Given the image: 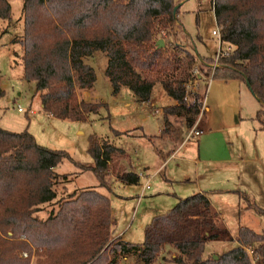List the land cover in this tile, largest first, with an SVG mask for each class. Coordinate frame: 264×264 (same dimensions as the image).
<instances>
[{
	"label": "trees",
	"instance_id": "1",
	"mask_svg": "<svg viewBox=\"0 0 264 264\" xmlns=\"http://www.w3.org/2000/svg\"><path fill=\"white\" fill-rule=\"evenodd\" d=\"M10 1L0 0V20H10ZM20 1L23 79L35 84V94L41 93L45 115L85 122L98 113L100 104L77 96V90L93 89L96 75L85 59L96 52L107 57L104 74L114 96L126 87L137 102L147 103L153 87L160 85L170 99L185 105L186 85L194 80L192 70L200 57L176 43L158 47L159 40L177 35L175 27L184 33L175 18L182 0ZM212 3L221 41L232 48L218 61L212 79L244 83L262 106L253 121L264 131V0ZM202 61L201 70L209 75L206 66L213 61ZM4 96L0 75V99ZM194 97L193 106L200 107L203 101ZM88 153L92 165L75 164L92 171L105 187L108 167L125 153L107 141L96 140L90 142ZM67 158L65 152L41 147L26 131L13 133L0 128V264H29L32 251L35 264H119L126 258H133L134 264H156L165 246L178 253L173 264H253L249 250L264 263V233L245 227L236 234V248L217 259L203 258L206 242L219 238L221 230L208 219L210 204L202 194L179 199L170 213L153 219L146 226L142 244L111 239L110 200L94 189L58 200L57 211L40 219L37 213L41 206L55 201L56 187L69 182L68 176L54 172ZM116 179L124 185L139 183L134 172L118 174ZM198 208V218L178 233L185 211ZM24 253L27 258H20Z\"/></svg>",
	"mask_w": 264,
	"mask_h": 264
},
{
	"label": "rangeland",
	"instance_id": "2",
	"mask_svg": "<svg viewBox=\"0 0 264 264\" xmlns=\"http://www.w3.org/2000/svg\"><path fill=\"white\" fill-rule=\"evenodd\" d=\"M9 3L10 20H0V75L1 88L5 92L0 99V128L13 133L26 131L41 147L65 152L69 157L55 168L58 174L68 176L69 182L56 187L55 201L41 206L37 213L40 219L45 220L57 211L58 200L76 191L94 189L110 200L115 222L111 239L120 236L126 243L142 244L146 226L153 219L170 213L179 199L202 194L210 204L208 219L214 220L221 230L219 238L206 242L204 259L236 248L235 237L240 227L264 233V131L253 121L262 106L244 83L217 85L218 80L211 78L214 71L206 66L210 71L206 75L200 67L204 59L214 61L218 48L212 36L213 31H220L212 0H182L175 18L184 33L175 27L177 35L163 41V47L169 48V44L176 43L200 57L196 67L201 70L202 78L186 85L185 105L175 103L160 85L153 87L148 103L137 102L126 87L114 96L104 74L107 57L96 52L85 59L96 75L86 100L101 107L85 122L62 121L41 112V93L35 94V84L23 79L19 43L23 35L22 1ZM178 55L183 56L181 52ZM82 92L77 90L79 100H82ZM195 95L197 102L203 101L200 107L193 106ZM18 108L23 111L19 112ZM206 108H210L209 113ZM163 114L168 117L164 119ZM201 118L205 126L212 129L208 139L200 138L208 140L202 143V150L198 146L199 137L192 134L200 131L197 125ZM165 121L168 124L164 126ZM161 127L167 132L160 134ZM93 140L107 141L125 153L124 158L115 159L108 167L105 187L100 186L92 171L75 164L92 165L88 149ZM181 143L184 147L180 152L168 159ZM214 144L217 150L211 149ZM215 158L221 161H212ZM124 172L136 173L139 183L124 185L118 181L116 176ZM147 178H150V189L143 191ZM200 210H186L177 232L182 233L190 221L197 219ZM184 218L186 221L181 226ZM186 222L188 225L184 227ZM251 251L248 253L253 264H261L260 257ZM23 255L27 254L19 257L27 258ZM175 256H178L176 250L165 246L156 264H173ZM35 261L32 251L29 264ZM119 264H134V260L121 259ZM182 264L189 263L183 261Z\"/></svg>",
	"mask_w": 264,
	"mask_h": 264
},
{
	"label": "crops",
	"instance_id": "3",
	"mask_svg": "<svg viewBox=\"0 0 264 264\" xmlns=\"http://www.w3.org/2000/svg\"><path fill=\"white\" fill-rule=\"evenodd\" d=\"M207 58H211V57H207ZM236 81H221V80H218L217 82H216V84L217 85H221V84H223V83H225V84H229V83H235ZM88 92L87 91H83L82 92V100L83 101H85V102H88L87 100H86V98H87V94ZM205 94H206V92H205ZM205 94H204V97H205ZM205 99H204V103H203V106H205ZM148 103V102H147ZM41 107V106H40ZM206 111L209 113L210 112V108H206ZM33 113H35V112H33ZM163 117H164V119L166 118L165 116H164V114L162 115ZM47 117H49V118H53V117H50V116H47ZM203 118H204V116H202ZM203 118H201V121H199V123H198V125H197V127H198V130H200L199 132H200V135H198V136H193V137H199V139H198V146L200 147V150H202V143L204 144V141H206V143H207V141L208 140H206L205 138H207V137H209L210 136V133H211V130L212 129H210L209 127H208V125H206L205 126V121L203 122ZM166 123H164V126L165 125H167L168 123H167V121H165ZM205 126V127H204ZM204 127V128H203ZM199 128H202V130L201 129H199ZM167 132V129L165 128V130H163V127H161L160 128V134H164V133H166ZM169 132V131H168ZM202 137H205V138H203V139H205V140H203V139H200V138H202ZM208 139V138H207ZM184 143V142H183ZM183 143H181L171 154H170V156L168 157V159L169 158H172L173 156H176V154L178 153V152H180V150H181V148L182 147H184V144ZM217 146H215V144L214 145H211V149L212 150H217ZM199 156H200V158L202 157V155L201 154H199ZM225 160V159H224ZM212 161H221L220 159H218V158H215V159H212ZM196 162H199V161H196ZM164 163H166V161L164 162ZM54 172L56 173V174H58L57 172H56V169H54ZM58 175H61V174H58ZM139 180H140V178H139ZM149 181H150V178H147V183L149 184ZM146 183V184H147ZM149 186H150V184H149ZM149 189H150V187H149ZM148 189V190H149ZM143 191H146V190H143ZM214 215H216L215 213H214ZM186 217V216H185ZM190 217H193V215L192 214H190ZM194 218V217H193ZM185 219V218H184ZM113 220V219H112ZM189 221V220H188ZM115 224V222L113 221V225ZM113 225H112V227H113ZM188 225V222H186V224L184 225V227H186ZM111 227V228H112ZM111 233H112V229H111ZM112 239L113 240H117L118 242H124V243H126L124 240H123V238L122 237H120V236H115V237H112Z\"/></svg>",
	"mask_w": 264,
	"mask_h": 264
},
{
	"label": "built area",
	"instance_id": "4",
	"mask_svg": "<svg viewBox=\"0 0 264 264\" xmlns=\"http://www.w3.org/2000/svg\"><path fill=\"white\" fill-rule=\"evenodd\" d=\"M212 36H214L218 42V48H217V52L216 55L214 57V61L211 65H209V67L212 69V71H214L216 68H218L219 66V60L223 57H227L231 52H232V48H230L228 45L224 44L221 41L220 38V33L219 31H213L212 32ZM192 75L194 80H200L202 78V75L200 74L199 69H197V67L195 66L192 70ZM212 78V77H211ZM210 80V79H209ZM190 83V82H189ZM186 100V99H185ZM19 112H22L23 110L21 108H18ZM194 136H198L200 135V132H193L192 133ZM149 184L147 183L144 187L143 190H148L149 189ZM24 257H27V255H23Z\"/></svg>",
	"mask_w": 264,
	"mask_h": 264
},
{
	"label": "water",
	"instance_id": "5",
	"mask_svg": "<svg viewBox=\"0 0 264 264\" xmlns=\"http://www.w3.org/2000/svg\"><path fill=\"white\" fill-rule=\"evenodd\" d=\"M177 8H178V7L175 8V10H174V14L176 13ZM158 47H159V48H163V41H162V40H159V41H158ZM213 259H217V256H214Z\"/></svg>",
	"mask_w": 264,
	"mask_h": 264
}]
</instances>
